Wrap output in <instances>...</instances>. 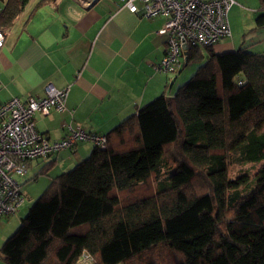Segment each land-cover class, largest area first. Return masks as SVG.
Segmentation results:
<instances>
[{
	"label": "trees",
	"instance_id": "trees-1",
	"mask_svg": "<svg viewBox=\"0 0 264 264\" xmlns=\"http://www.w3.org/2000/svg\"><path fill=\"white\" fill-rule=\"evenodd\" d=\"M0 2L4 30L29 0ZM201 61L52 180L5 264H264V53L190 46L182 69ZM246 163L261 165L232 178Z\"/></svg>",
	"mask_w": 264,
	"mask_h": 264
},
{
	"label": "crops",
	"instance_id": "crops-1",
	"mask_svg": "<svg viewBox=\"0 0 264 264\" xmlns=\"http://www.w3.org/2000/svg\"><path fill=\"white\" fill-rule=\"evenodd\" d=\"M164 23L163 17L147 19L142 12L129 11L120 0H97L89 8L76 0H29L7 28L10 35L0 53V106L13 98L43 97L50 83L59 89L69 87L67 111L37 115V130L61 140L68 124L81 123L88 132L109 134L140 108L163 94L173 96V89L183 85L179 83L183 69L176 75L157 70L166 48V37L158 34ZM214 50L238 49L227 39ZM94 149L84 142L47 160H33L28 172L41 160L39 169L20 181L24 185L36 179L41 167L40 173L50 167L51 183Z\"/></svg>",
	"mask_w": 264,
	"mask_h": 264
},
{
	"label": "built area",
	"instance_id": "built-area-1",
	"mask_svg": "<svg viewBox=\"0 0 264 264\" xmlns=\"http://www.w3.org/2000/svg\"><path fill=\"white\" fill-rule=\"evenodd\" d=\"M83 7H92L97 0H76ZM129 11L143 13L147 19L163 17L159 35L166 37L164 55L157 70L176 75L185 63L184 45L214 48L231 36L228 12L234 0H120ZM138 4L141 6L139 7ZM9 29L0 28V53L5 46ZM70 88L48 84L45 96L26 100L13 98L0 106V220L15 215L25 202L20 178L24 177L33 160H47L78 144L92 143L104 149L107 136L88 132L81 123L67 125L66 136L51 140L36 127V116L65 113ZM80 264L89 261L86 255Z\"/></svg>",
	"mask_w": 264,
	"mask_h": 264
},
{
	"label": "rangeland",
	"instance_id": "rangeland-1",
	"mask_svg": "<svg viewBox=\"0 0 264 264\" xmlns=\"http://www.w3.org/2000/svg\"><path fill=\"white\" fill-rule=\"evenodd\" d=\"M235 4L228 12V22L231 30V36L228 38L236 49L248 48L252 52L264 51V27L261 28L257 23V16L259 15V0H234ZM204 61L189 64L183 69V77L179 79V83L187 84L192 76L197 72L198 68L202 66ZM177 85L173 89L175 94ZM233 159V158H231ZM41 161V160H40ZM35 161L32 170L28 172L27 179L39 169L41 162ZM259 165L246 163V164H231L230 175L232 178L238 177L240 174L249 173L250 177L256 174ZM41 169L37 172L36 179L33 178L29 182H25L22 186V191L25 196V202L18 210V212L7 218L0 220V248L4 242L14 235L21 226L22 219L27 215L28 210L33 205L42 193L48 187L51 179L47 175L48 172H53V169L48 168L47 171L40 173ZM90 261L87 262L89 264ZM0 264H5L0 258Z\"/></svg>",
	"mask_w": 264,
	"mask_h": 264
},
{
	"label": "water",
	"instance_id": "water-1",
	"mask_svg": "<svg viewBox=\"0 0 264 264\" xmlns=\"http://www.w3.org/2000/svg\"><path fill=\"white\" fill-rule=\"evenodd\" d=\"M183 49H184V51H185V55L187 56V54H188V46L187 45H184L183 46ZM186 60V59H185Z\"/></svg>",
	"mask_w": 264,
	"mask_h": 264
}]
</instances>
